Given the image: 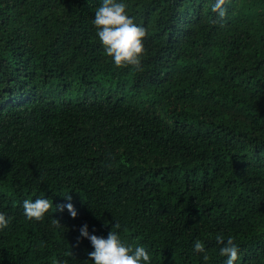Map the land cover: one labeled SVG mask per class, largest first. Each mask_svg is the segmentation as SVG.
Here are the masks:
<instances>
[{"label":"trees","instance_id":"16d2710c","mask_svg":"<svg viewBox=\"0 0 264 264\" xmlns=\"http://www.w3.org/2000/svg\"><path fill=\"white\" fill-rule=\"evenodd\" d=\"M117 2L142 71L105 53L102 0H0V264H93L85 224L150 264H226L218 235L264 264V0Z\"/></svg>","mask_w":264,"mask_h":264},{"label":"clouds","instance_id":"9594fccd","mask_svg":"<svg viewBox=\"0 0 264 264\" xmlns=\"http://www.w3.org/2000/svg\"><path fill=\"white\" fill-rule=\"evenodd\" d=\"M226 0H216L212 5V11L217 13L223 19L226 15L224 5ZM127 5L117 0H102L101 6L95 11V17L92 21L97 29V36L104 47L105 53L112 58L114 65L118 68L132 66L136 71H142L141 61L145 53L143 40L147 36V30L134 23V19L126 12ZM67 200L71 196L65 195ZM52 207L49 199L36 198L35 200L25 199L23 201L24 215L28 220L42 221L44 215ZM67 208L72 217L77 215L74 206L71 203L59 205L57 209L63 211ZM10 218L0 212V229L7 228ZM57 227L61 224L57 219L52 220ZM119 222L112 226L114 229H120ZM80 235L90 240L93 251L88 253L93 264H150V255L142 246L134 249L126 246L117 231H109L107 238L89 234L87 225L80 228ZM79 239V238H78ZM216 243L221 245L219 253L226 257V264H234L239 258V248L234 242V238L229 236L226 240L222 235L216 237ZM194 251L204 253L203 259L208 260L205 246L199 240L194 241ZM71 254V253H70Z\"/></svg>","mask_w":264,"mask_h":264}]
</instances>
